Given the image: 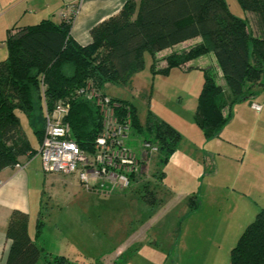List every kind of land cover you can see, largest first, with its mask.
<instances>
[{
    "label": "trees",
    "instance_id": "trees-1",
    "mask_svg": "<svg viewBox=\"0 0 264 264\" xmlns=\"http://www.w3.org/2000/svg\"><path fill=\"white\" fill-rule=\"evenodd\" d=\"M238 1L252 16L251 25L249 17L232 13L226 0H128L117 15L92 28L93 41L87 45L70 35L75 10L60 23L44 19L10 29L7 56L0 61V170L39 150L23 133L19 112L27 115L41 144L45 111L61 99L71 100L66 119L72 137L84 149L92 150L102 117L92 102L77 97V89L89 81L101 91L106 83L126 84L144 68L146 52L153 58V71L162 73L213 53L229 90V104L256 98V87L264 90V0ZM197 37L199 43L166 55L164 66H160L159 52ZM203 71L195 121L205 138L211 139L219 136L231 114L223 111L224 87L214 68ZM115 100L129 108L133 134L147 133L144 140L157 144L159 162L167 163L181 141L179 131L156 117H149L143 128L136 106ZM43 223L39 219L37 236ZM6 233L12 240L7 264L38 263L43 249L30 235L28 213L13 211ZM47 256V264H80L64 255ZM231 264H264V208L231 250Z\"/></svg>",
    "mask_w": 264,
    "mask_h": 264
},
{
    "label": "rangeland",
    "instance_id": "rangeland-1",
    "mask_svg": "<svg viewBox=\"0 0 264 264\" xmlns=\"http://www.w3.org/2000/svg\"><path fill=\"white\" fill-rule=\"evenodd\" d=\"M226 1L251 25L238 0ZM144 56V68L129 82L106 83L103 91L133 103L143 128L149 117L174 126L181 135L177 150L165 164L152 155L130 189L113 194L87 192L71 174L43 172L37 153L31 167L43 191L46 238L63 253L66 237L74 248L69 259L80 264H231V250L264 208V90L257 86L254 100L263 110L250 101L235 104L219 136L207 139L195 121L203 69L186 63L154 72L151 54ZM19 115L37 148L27 115ZM145 137L133 134L128 143L138 148ZM59 221L63 236L51 229Z\"/></svg>",
    "mask_w": 264,
    "mask_h": 264
},
{
    "label": "crops",
    "instance_id": "crops-1",
    "mask_svg": "<svg viewBox=\"0 0 264 264\" xmlns=\"http://www.w3.org/2000/svg\"><path fill=\"white\" fill-rule=\"evenodd\" d=\"M127 1L128 0H0V61L7 56L6 40L9 35V30L13 27L35 25L44 19H51L56 23H60L63 21L64 12L70 14L75 10L71 22L70 35L79 44L87 45L93 41L91 34L92 28L108 20L112 16L117 15ZM135 1L139 2L140 0ZM13 32H15V30H13ZM200 40L201 39L197 37L159 52L157 54V59L159 60L160 66H164L165 61L162 59L166 55L174 51L186 50L199 43ZM187 64L201 69L217 67L216 57L213 53L200 56ZM220 76L221 77H218V82L224 87V95L228 101L223 111L225 114H231L232 117L234 105L232 106L229 104V99H227L230 96L229 90L221 73ZM256 99L257 98H253L243 101H250L252 103L255 102L254 100ZM236 104H239V102ZM236 106L237 105H235V107ZM39 147L40 144L38 143L37 148ZM35 156L36 155L29 156L28 152L19 158V165L8 166L0 170V178L3 180L2 185H0V264L8 263V255L12 240L8 238L6 230L10 216L15 210L29 214L30 235L35 243L43 249V254L37 264H47V254L51 256L64 255L71 258L69 253L74 250L71 245H68L70 242L67 241L66 237H63L64 239H62V242H64V247H68V252H56L58 250H55L54 244H49L46 238L47 234L45 232L48 229L45 228V221L41 233L38 236L36 235L39 219L43 220V215L40 211L43 203V191L41 190L39 175L37 171L31 167V162L34 160L33 158ZM71 176L75 181L78 179L74 174H71ZM71 181L69 179L68 183ZM83 189L86 190L84 187ZM59 223L60 221L55 223L54 229H51L55 235L63 236V229L59 227Z\"/></svg>",
    "mask_w": 264,
    "mask_h": 264
},
{
    "label": "built area",
    "instance_id": "built-area-1",
    "mask_svg": "<svg viewBox=\"0 0 264 264\" xmlns=\"http://www.w3.org/2000/svg\"><path fill=\"white\" fill-rule=\"evenodd\" d=\"M67 15L64 12L63 16ZM76 95L98 108L102 129L92 150L84 149L72 137L66 119L71 100L61 99L52 110L46 109L44 136L38 150L43 171L74 174L87 191L113 194L130 189L159 146L145 140L138 148L129 145L128 140L133 135V117L129 108L107 96L91 81L78 88ZM252 107L257 111L263 108L262 104L255 102ZM2 183L0 178V185Z\"/></svg>",
    "mask_w": 264,
    "mask_h": 264
}]
</instances>
